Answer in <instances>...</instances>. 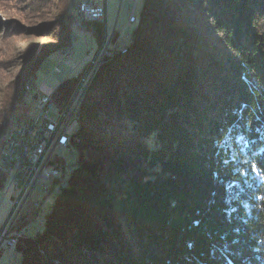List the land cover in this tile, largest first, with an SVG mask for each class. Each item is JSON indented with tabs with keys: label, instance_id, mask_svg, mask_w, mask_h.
Listing matches in <instances>:
<instances>
[{
	"label": "trees",
	"instance_id": "trees-1",
	"mask_svg": "<svg viewBox=\"0 0 264 264\" xmlns=\"http://www.w3.org/2000/svg\"><path fill=\"white\" fill-rule=\"evenodd\" d=\"M169 1L144 0L126 52L104 58L70 135L73 170L43 230L16 242L19 264H264V0H185L207 22ZM74 3L0 0V132L70 45ZM205 25L225 49L198 39ZM87 29L100 46L104 24Z\"/></svg>",
	"mask_w": 264,
	"mask_h": 264
},
{
	"label": "rangeland",
	"instance_id": "rangeland-1",
	"mask_svg": "<svg viewBox=\"0 0 264 264\" xmlns=\"http://www.w3.org/2000/svg\"><path fill=\"white\" fill-rule=\"evenodd\" d=\"M143 1L144 0L107 1L106 28L109 37L113 34V31L115 30L118 32V36L120 37L122 45L126 46L131 42L133 32L136 28V24L130 23V18L133 16L138 20L141 18ZM169 2L172 3L171 6H173L174 3V6L176 8L175 15L185 10L186 16L198 18L202 22H205L206 20L207 22V17L203 16V13H201L200 11H197L198 9H193L192 11H189L188 9L187 11L186 8H188V5L185 0H172ZM167 8H169L168 4ZM167 8L164 7L163 10H167ZM165 12L166 11H164V13ZM167 15L168 13H165L163 14V17ZM175 15H171L169 20L168 18L162 19V22H164V20L170 23L176 21V19L172 20V17H174ZM181 21L182 20L180 19L178 26H181ZM163 28L164 30H166L168 29V26L165 25ZM201 28L202 29L199 32L197 31L199 33V40L204 41L205 39H203V37L208 38L205 41H209L211 45L214 42L216 43V41L218 42L217 38H219L220 40L221 37L214 33V31L207 30L206 25ZM174 32L175 30L171 29V34ZM220 42L218 43L223 48ZM124 46H120L122 48L121 50H123ZM98 48V41L95 38L93 31L87 29V31L84 33L75 23H73L70 35V45L58 52L53 53L42 63L36 74V77L33 80L35 87L38 91L49 89L51 90L49 94H52L63 82V80H65L68 76L70 77L74 75H79L82 72L84 66L87 63H91L93 61ZM66 51L69 53V56L67 57L63 56ZM122 52H126V50L124 49ZM27 102L28 104L23 111L21 120L18 122L11 123V127L13 128L9 129V131H12L15 128L21 126L30 118L34 119L37 116V110L35 109V101L33 100L31 95H28ZM52 117L54 119L58 117L57 110L53 111ZM78 128L79 122H73L68 130V134H75ZM76 156V152L71 153L69 149L65 150L63 148H58L55 151V158L64 159L66 163V179L73 170L72 164L74 163ZM8 186L9 185L6 184V187L0 193V231L5 221L7 220L9 214L11 213L15 201L17 200V197L19 195L14 188H11V190L7 192ZM58 191V186L53 189L50 194H45L40 185H38L34 189L20 217L21 219L26 217L29 218V223L24 229L25 236L33 237L43 230L45 215L49 213ZM39 202H42V206L40 207H38ZM37 212L39 213L35 215ZM6 231L7 230H5V232L3 233L2 238L4 237ZM2 238L0 237V264H17L20 261V257L13 250V242L8 240V242L2 244ZM13 254L15 255V257L13 256Z\"/></svg>",
	"mask_w": 264,
	"mask_h": 264
},
{
	"label": "built area",
	"instance_id": "built-area-1",
	"mask_svg": "<svg viewBox=\"0 0 264 264\" xmlns=\"http://www.w3.org/2000/svg\"><path fill=\"white\" fill-rule=\"evenodd\" d=\"M108 0H75L74 23L85 33L89 23H103L107 15ZM135 19L132 18V21ZM69 56V53L63 55ZM29 93H33L30 86ZM37 116L29 119L28 137L1 141L0 172L5 177L8 190L14 188L19 196L24 192L20 202L26 199V192L38 184H45L53 175L54 169H49L55 150L67 148L68 130L72 122L77 120L73 107L67 111L53 99L52 95L37 94L35 99ZM57 110L61 121L52 117ZM5 143H13V150H5ZM46 189V187H45ZM18 204V210L10 219L2 244L7 242L9 233L14 227L23 207Z\"/></svg>",
	"mask_w": 264,
	"mask_h": 264
},
{
	"label": "water",
	"instance_id": "water-1",
	"mask_svg": "<svg viewBox=\"0 0 264 264\" xmlns=\"http://www.w3.org/2000/svg\"><path fill=\"white\" fill-rule=\"evenodd\" d=\"M106 17H107V15H106ZM132 18H134L135 20L132 21ZM136 22H137V18H135L134 16L130 18V23L135 24ZM102 24H104V36H103L102 44L99 46V48H98V50H97V52L95 54V57H94L93 61L90 63L88 69L86 70V72H85V74H84L79 86L77 87V90L75 91V93L72 96V98H71L70 102L68 103V105L65 106V105H61V104L57 103L62 108H65L67 111H69L79 101H80V105H81V102L83 101L84 96L86 95L91 83L93 82L96 73L98 72L100 66L102 65L104 58L105 57H109V56L112 55V49L121 50L122 48L120 46H124V45L121 44V40H120V37L118 36V32L117 31L114 30L113 34L110 37L108 36V31H107V28H106V19H105V21ZM115 34H117L116 38H115ZM124 49H125V46H124L123 50ZM29 86H31V85H29ZM31 88L33 90V93L32 94L31 93H27V94L31 95L33 100L35 101L36 95L39 94V93L35 92L33 86H31ZM53 93L49 94V95H52V97H53ZM78 118L80 119V108H79ZM56 119L61 121V117L59 118V116ZM79 119L75 120V121H79ZM68 136L70 138L69 134H68ZM69 145H70V143H69ZM69 145H68L67 148H63V149H65V150L69 149L70 150ZM59 148H61V147H59ZM70 152L72 153L71 150H70ZM57 161H62L63 162L64 159L55 158V152H54L52 160H51V162L49 164V169H54V171H56V175H53L52 178H50L45 184H38V185H40L42 187V190H43V192L45 194H50L52 192L53 185L55 184V182H57V181H61L62 182V181L65 180V177H66L65 176V170H66L65 164L66 163L65 164H60ZM38 185H35L34 187H31V189L26 192V199H23L21 202H20V200H21L22 196L24 195V192L20 196L18 195L17 200L15 201V204L13 206V209H12L11 213L9 214L7 220L5 221L3 227H2V229L0 231V237L1 238H2L3 233L5 232V230L7 228V225L10 222V219L15 215V212L18 210L17 206H18V204L20 202V206L23 204V207H22V209H21V211H20V213L18 215V218H17L16 223H15L13 228H15L17 226V224L21 220L20 217H21V215L23 213V209H24L29 197L31 196V194L33 193L34 189ZM5 187H6V185L4 186V188ZM45 187H46V189H45ZM4 188H3V190H4ZM40 206H42V202L38 203V207H40ZM38 213L39 212H37L35 215H37ZM26 220H27V224L24 227V229L27 227V225L29 223V218L26 217ZM24 229H22L21 231H16V233L14 231L11 237L8 236L9 237L8 240L13 242V245H14L13 246V250H15V247H16V240L18 241L19 239H22L23 237H26L25 233H24ZM8 240H7V242H8ZM13 256L15 257L14 254H13ZM17 264H19V262Z\"/></svg>",
	"mask_w": 264,
	"mask_h": 264
},
{
	"label": "bare ground",
	"instance_id": "bare-ground-1",
	"mask_svg": "<svg viewBox=\"0 0 264 264\" xmlns=\"http://www.w3.org/2000/svg\"><path fill=\"white\" fill-rule=\"evenodd\" d=\"M74 11V6H73ZM30 87L26 90L29 93ZM80 102L73 106V112H76L77 120L79 115ZM29 120L23 123L21 126L15 128L12 131L0 132V141H9L10 139H19V137H28ZM67 143H70V138L67 135ZM5 150H13V143H5Z\"/></svg>",
	"mask_w": 264,
	"mask_h": 264
},
{
	"label": "crops",
	"instance_id": "crops-1",
	"mask_svg": "<svg viewBox=\"0 0 264 264\" xmlns=\"http://www.w3.org/2000/svg\"><path fill=\"white\" fill-rule=\"evenodd\" d=\"M33 88H34L35 92H37V93H40L41 92L42 94H47L48 95L49 92H51V90H49V89L43 90V91H38L34 84H33Z\"/></svg>",
	"mask_w": 264,
	"mask_h": 264
},
{
	"label": "snow or ice",
	"instance_id": "snow-or-ice-1",
	"mask_svg": "<svg viewBox=\"0 0 264 264\" xmlns=\"http://www.w3.org/2000/svg\"><path fill=\"white\" fill-rule=\"evenodd\" d=\"M252 170H253L254 172H259V169L256 167L255 164L252 165ZM260 198H264V197H260Z\"/></svg>",
	"mask_w": 264,
	"mask_h": 264
}]
</instances>
